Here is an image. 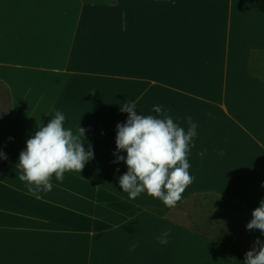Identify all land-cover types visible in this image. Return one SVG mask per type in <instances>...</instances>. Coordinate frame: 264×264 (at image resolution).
<instances>
[{"label":"crops","instance_id":"obj_1","mask_svg":"<svg viewBox=\"0 0 264 264\" xmlns=\"http://www.w3.org/2000/svg\"><path fill=\"white\" fill-rule=\"evenodd\" d=\"M255 56L264 58V0H0V264H232L224 237L208 234L225 236L234 217L247 225L264 199ZM127 101L139 115H159V105L185 130L187 115L198 125L187 156L195 179L174 208L120 189L127 166L113 153ZM57 110L66 128L86 129L94 158L63 182L53 175L52 191L36 199L18 158ZM202 194L235 205L219 223L215 206L189 200ZM186 202L205 210L206 233L168 216ZM256 238L264 241L249 231V250Z\"/></svg>","mask_w":264,"mask_h":264},{"label":"clouds","instance_id":"obj_2","mask_svg":"<svg viewBox=\"0 0 264 264\" xmlns=\"http://www.w3.org/2000/svg\"><path fill=\"white\" fill-rule=\"evenodd\" d=\"M136 109V101L125 102L121 111L127 112L128 117L116 125V152L113 153L116 160L113 163L123 161L127 166V171L119 177L120 189L130 200L146 192L160 199L166 207L174 208L195 179L189 172L191 165L187 156L190 145L194 147L192 142L198 125L187 115L184 117L188 125L185 130L168 114V110L159 105L153 109L159 115H139ZM85 131L82 127L76 131L66 128L65 115L57 110L54 117L26 141L17 168L20 170L18 178L24 182L29 194L42 199L40 193L53 189V175L56 181L63 182L66 172L81 174L85 164L94 158L91 147L86 149L84 146ZM121 151L126 156L120 155ZM218 154L224 155L223 149ZM197 155L203 159L206 150ZM0 159H7L2 150ZM251 216L246 230H259L264 235V199ZM168 235L169 232L164 231L157 237L161 245L168 243ZM136 247L132 244L130 251ZM243 264H264V241L255 239L253 247L245 253Z\"/></svg>","mask_w":264,"mask_h":264},{"label":"trees","instance_id":"obj_3","mask_svg":"<svg viewBox=\"0 0 264 264\" xmlns=\"http://www.w3.org/2000/svg\"><path fill=\"white\" fill-rule=\"evenodd\" d=\"M189 200L192 202H197L200 207H205L206 205L215 206L212 209L208 208V211H212L214 209L217 213H219V223L221 222L222 217L227 216L226 212L224 211L225 206L235 205L232 201L225 199L224 197L215 196L212 194L196 195L191 197ZM215 204H217V206ZM239 224L240 222L237 218L234 217L230 219V227L232 230L227 231L223 241L219 243L221 246L227 249L232 264H243L245 253L249 251V231L245 229V235L242 236ZM233 233L235 234L233 235Z\"/></svg>","mask_w":264,"mask_h":264},{"label":"rangeland","instance_id":"obj_4","mask_svg":"<svg viewBox=\"0 0 264 264\" xmlns=\"http://www.w3.org/2000/svg\"><path fill=\"white\" fill-rule=\"evenodd\" d=\"M258 56H255V62L259 61V64H257V68L261 74L263 75L264 78V62L262 61V63L260 62V60L264 59L263 57L257 58ZM259 59V60H258ZM256 64V63H255ZM255 64H253L255 66ZM5 103H6V97L4 96V94L2 93V91L0 90V115H6L7 114V108L5 107ZM240 209H231V212H233L234 214L238 215L239 219H242L243 217V213L242 211H239ZM168 216L177 221L180 222L182 225L184 226H189V227H193L198 229L201 232H205V217H206V212L205 210H200L195 206H191L190 204H188L187 202L185 204H183L182 207H180L179 209L175 210V211H170L168 213ZM243 220V219H242ZM225 229H231L230 224L226 223L224 226ZM241 229V230H240ZM239 230L241 231V235L244 236L245 235V229H246V225H244V223H242V228H240ZM231 231V230H230ZM235 233H233L234 235ZM209 236H213L214 238H217L219 240H222L224 237V233H218L216 235L213 234H208Z\"/></svg>","mask_w":264,"mask_h":264}]
</instances>
